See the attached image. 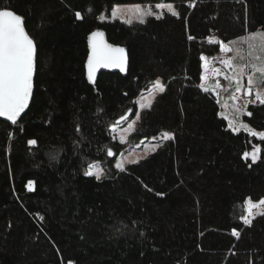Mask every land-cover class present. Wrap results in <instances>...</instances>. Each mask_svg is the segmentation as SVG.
I'll return each mask as SVG.
<instances>
[{
    "label": "trees",
    "instance_id": "obj_1",
    "mask_svg": "<svg viewBox=\"0 0 264 264\" xmlns=\"http://www.w3.org/2000/svg\"><path fill=\"white\" fill-rule=\"evenodd\" d=\"M124 3H171L178 16L99 19ZM3 6L24 17L36 53L25 114L14 125L0 120V264H264V215L251 225L240 219L245 200L264 198V141L231 131L216 97L199 87L201 54L218 53L217 41L264 31V0H0ZM95 30L125 50L126 64L100 70L92 83ZM156 78L166 90L140 111L138 134L168 131L174 139L123 172L85 176L107 149L121 148L110 126ZM247 112L243 121L263 132L264 105ZM254 146L255 163L243 157Z\"/></svg>",
    "mask_w": 264,
    "mask_h": 264
},
{
    "label": "snow or ice",
    "instance_id": "obj_2",
    "mask_svg": "<svg viewBox=\"0 0 264 264\" xmlns=\"http://www.w3.org/2000/svg\"><path fill=\"white\" fill-rule=\"evenodd\" d=\"M192 6H195L194 3ZM157 8L167 7L172 15L178 16V13L172 11V4H158ZM134 12L136 13L137 19L140 23H144L148 16L154 15L151 8L141 9L139 5L134 6ZM120 12L119 6H114L112 9V17H117ZM75 17L78 20H82L83 16L81 12H75ZM156 18H159L157 16ZM100 19H104L103 15ZM126 23H133L132 19L125 20ZM189 39H194V37L189 36ZM238 40L247 46V63H234L235 57H229L220 60V63L225 66L231 72V75L220 73L219 69H212L214 74L224 75V79L229 83V85H234L235 93H243L245 97L253 95V88L264 86V31L250 32L246 36L238 38ZM209 42H213L212 38H209ZM88 43L90 46V53L87 58V79L89 82L94 83L96 71L103 68H119L121 71H125V56L124 49L122 47H113L104 40V33L102 31L96 30L89 34ZM220 46V51L227 53L232 52L233 48L229 45L237 44V40L230 41L228 44L223 41H217ZM237 55H239L241 49H235ZM35 55V44L33 39L30 37L25 29L24 17L17 14L15 11L10 10L8 6L0 7V117H5L12 124H16L18 118L21 114L25 112V109L29 106V100L33 93V77H34V62ZM242 59V57H241ZM200 60L205 62L203 64L206 70L202 73L200 79L201 81H206L208 79L206 63V57L201 54ZM246 80V85L244 81ZM199 87L205 91L209 92L210 87L205 83H201ZM212 87H220L219 82ZM166 90V86L157 78L152 82L151 88L148 90L147 96H142L135 103L139 104L140 109L150 108L152 106V101L158 93H163ZM239 96L233 95V99H239ZM264 105V89L257 90L254 94V99H245L240 105H234L231 118L228 121V128L234 132H238L241 129L250 133L252 136H258L261 140H264V132H257L249 127L248 124L241 120V116L245 113L251 116V112H247V107L249 104ZM99 111V110H98ZM132 110L129 109L130 113ZM127 119V114L121 116L118 121H116L112 126V131H116V126ZM140 119V113H136V120ZM136 121L128 124V127L124 129V132L134 129ZM23 131V128H21ZM115 138V137H114ZM121 141L123 142L124 136L121 135ZM174 139V134L170 132H163L161 134V140H172ZM153 141L157 138L152 137ZM29 145H36L37 141L35 139H29L27 141ZM143 143V141L141 142ZM160 146L159 142L152 144L150 147L152 151ZM260 148L257 146L252 152H244L243 157L248 159L251 157L253 163H255L259 157ZM146 152L144 156H137L135 158H122L115 164V168L120 171H125L126 164H138L141 159L146 158ZM107 155L113 156L114 153L111 148L107 149ZM52 159H56V156H52ZM251 167V164L249 165ZM85 176H95L96 180H101L105 175V169L100 166L99 163H89L87 169L83 173ZM33 181L28 182L29 190L33 189ZM145 187H147L145 185ZM158 195H160L158 193ZM245 206L247 210V215L241 216L240 219L246 225H251L252 218L255 215H264V212H253V209L264 208V198L260 199L258 202L253 203L250 199L245 201ZM41 221L44 220L43 216L39 213ZM143 235V233H141ZM232 235L239 237L240 233L233 229ZM69 264H72L69 261Z\"/></svg>",
    "mask_w": 264,
    "mask_h": 264
},
{
    "label": "rangeland",
    "instance_id": "obj_3",
    "mask_svg": "<svg viewBox=\"0 0 264 264\" xmlns=\"http://www.w3.org/2000/svg\"><path fill=\"white\" fill-rule=\"evenodd\" d=\"M158 4L167 5V4H171V3H155V4L124 3V4H114L111 7V9L109 10L108 13L103 12L100 15V17L103 15L104 19H100V17H99V19L102 20V21L118 20V21H121V22H124V23H126L125 20L132 19L133 22H139L138 19H137L136 13L133 10L134 6H136V5H139L142 10L143 9H147V8H151V10L154 13V15H152V17H157V16L161 17L164 14H171V11L167 7L157 8L156 6ZM114 6H119L120 7V12H119L117 17H112V15H111L112 9H113ZM172 11L176 12V9L174 8V6H173ZM257 31H262V30H257ZM257 31H255V32H257ZM247 34L248 33L233 39V40H237V44L229 45L230 47L233 48L232 52L224 53V52H221L220 49H219L218 53H216L213 56L204 55L206 57V63L208 65V68H207L208 79L206 81H201V83L203 82L207 86L210 87V92H212V94L216 97V99L218 101L219 114H220L221 117H223L225 119L227 125H228L229 119L231 118L234 105L242 104L245 99H254L255 92L257 90L264 89V86L254 87L253 88V95L249 96V97H245L243 95V93H235L234 92V85L230 86L229 83L224 79V75L214 74L212 72V69H219L220 73L231 75V72L228 69H226L224 65H222L220 63V60L226 59V58H229V57H235L234 63H238L239 64V63H247L248 62L249 58L247 56V46H246V44H244V43H242V42H240L238 40V38L246 36ZM233 40H231V41H233ZM229 42H227L226 44H228ZM237 48L241 49L239 55H237V53L235 51V49H237ZM241 57H242V59H241ZM204 63L205 62L201 61L202 73H204L206 71L204 69V67H203ZM155 80H153V82ZM217 81L219 82L220 87H212L213 85H215L217 83ZM244 83H245V86H247L246 85V80L244 81ZM151 86H152V83L149 85V87L147 89L142 91V93L140 95H138L137 97L134 98V100H133V104L134 105L131 108L132 111L130 113L129 112L127 113V119L125 121L121 122L120 124H118L116 126V131H112V126H113L114 123L110 126L111 138H112L113 141L118 142L121 145V148L118 151H116L114 149H111L113 151V153H114L113 156H108L107 152H106V158L105 159L97 160V161L92 162V163H99L100 166L105 169V175L102 178L109 176L113 172L120 171L119 169L115 168V164H116V162H118L122 158L131 159V158H135L137 156H144L146 152L148 153L146 155V157H147L149 154L155 152L165 141H167V140H161V134L163 132H168V131H161L160 133L152 135V136H140L138 134L139 120H136V113L137 112L140 113V111L142 109H140L139 108V104L135 103V102L137 100H139L142 96H147L148 95V90L151 88ZM159 94L160 93H158L157 95H159ZM234 94L236 96H239L240 98L239 99H233V95ZM256 104H259V103L257 102ZM249 105H253V104H249ZM244 115H247V114L245 113ZM244 115L241 116V120L242 121H243V116ZM134 120L136 121V123L134 125V129L133 130H129L128 132H124L123 130L128 127V124L132 123ZM238 132L248 133V132L244 131L243 129H241ZM248 134H250V133H248ZM121 135L124 136L123 142L120 139ZM154 136L157 138L156 141L152 140V137H154ZM255 137L258 140H261L258 136H255ZM142 141H143V143H141ZM262 141H264V140H262ZM158 142H159L160 146L158 148H156L155 151H152L150 146L152 144H155V143H158ZM255 147H257V146H254V148ZM254 148L252 149V151L254 150ZM258 155L260 156V154H258ZM141 160H143V159H141ZM263 160H264V157H263ZM87 167H86V169H87ZM259 200L252 201V202L256 203ZM244 205H245V203H244ZM253 212H264V208L253 209ZM245 215H247L246 206H245ZM255 216H257V215H255Z\"/></svg>",
    "mask_w": 264,
    "mask_h": 264
},
{
    "label": "water",
    "instance_id": "obj_4",
    "mask_svg": "<svg viewBox=\"0 0 264 264\" xmlns=\"http://www.w3.org/2000/svg\"><path fill=\"white\" fill-rule=\"evenodd\" d=\"M104 40L106 41L105 37H104ZM106 42H107V41H106ZM112 46H113V45H112ZM113 47H117V46H113ZM90 51H91V49H90ZM35 53H36V50H35ZM124 56H125V60H126L125 51H124ZM34 62H35V55H34ZM100 70L121 71L119 68H103V67H101V68H99V69L96 71L95 76H96V74H97ZM34 74H35V69H34ZM33 80H34V77H33ZM30 100H31V98H30ZM30 100H29V103H30ZM26 110H27V108L25 109V112H26ZM25 112L21 114V117L25 114ZM21 117L18 118V121L21 119ZM0 120H2V121H4V122H7V123H9V124H12V122H11V121H8L5 117H0ZM18 121H17V123H18ZM17 123H16V124H17ZM13 125H14V124H13Z\"/></svg>",
    "mask_w": 264,
    "mask_h": 264
}]
</instances>
